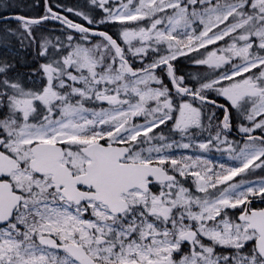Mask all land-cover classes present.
<instances>
[{"label":"snow or ice","instance_id":"6c2138e0","mask_svg":"<svg viewBox=\"0 0 264 264\" xmlns=\"http://www.w3.org/2000/svg\"><path fill=\"white\" fill-rule=\"evenodd\" d=\"M0 264H264V0H0Z\"/></svg>","mask_w":264,"mask_h":264}]
</instances>
